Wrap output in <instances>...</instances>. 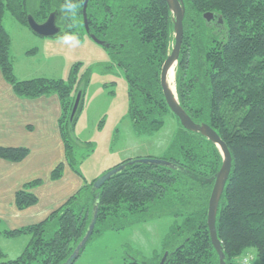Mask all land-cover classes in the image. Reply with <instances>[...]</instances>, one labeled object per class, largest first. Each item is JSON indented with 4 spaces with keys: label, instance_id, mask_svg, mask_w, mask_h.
I'll use <instances>...</instances> for the list:
<instances>
[{
    "label": "trees",
    "instance_id": "1",
    "mask_svg": "<svg viewBox=\"0 0 264 264\" xmlns=\"http://www.w3.org/2000/svg\"><path fill=\"white\" fill-rule=\"evenodd\" d=\"M32 1L0 0V67L20 97L58 95L66 162L82 175L72 138L77 120V113L71 117L76 72L69 83L48 77L20 80L14 72L5 12L11 11L20 23L29 26V14L43 22L64 3ZM84 2L75 0V15L60 16L59 35L65 31L87 33ZM184 4V40L176 67L178 97L194 121L210 124L221 135L233 155L217 215L226 261L236 264L244 251L254 248L257 261L264 264V0H184ZM86 12L89 35L105 42L113 64L123 69L128 80L135 130L140 134L156 132L164 116L174 114L160 78L174 42V18L168 3L89 0ZM206 12L214 13L212 21L204 17ZM179 123L169 152L163 157L177 167L128 164L96 191L93 184L97 178L89 182L82 176L84 184L43 220L10 229L0 218V234L31 236L20 256L0 264L64 263L86 234L96 202L99 213L90 239L103 231L125 227L124 220L133 223L164 214L183 218V223L172 231L171 235L176 233L177 237L171 245L165 241L163 251L156 252L152 261L136 259L130 264H160L166 253L165 264H219L208 211L214 176L221 168L223 155L209 138L185 128L180 120ZM29 153L25 146L0 145V158L8 161H21ZM64 171L65 162L60 161L50 179H60ZM44 182L43 177L26 182L16 192L17 207L22 210L37 204L39 197L34 190Z\"/></svg>",
    "mask_w": 264,
    "mask_h": 264
},
{
    "label": "rangeland",
    "instance_id": "2",
    "mask_svg": "<svg viewBox=\"0 0 264 264\" xmlns=\"http://www.w3.org/2000/svg\"><path fill=\"white\" fill-rule=\"evenodd\" d=\"M36 2L38 0L32 1ZM4 24L12 38L10 56L18 79L62 78L69 83L76 72L73 103L80 91L82 96L72 138L78 168L87 181L99 178L125 161L163 158L168 154L180 128L178 118L169 112L156 132L138 133L130 116L128 80L123 69L113 64L104 45L94 41L88 33L72 32L78 34L81 43L69 48L60 42L62 34L38 35L9 10L5 12ZM123 222L126 226L121 229L95 234L73 264L152 261L156 252L163 251L165 241L171 245L176 240L177 234H171L183 223V218L164 214L133 223ZM2 235L0 249L4 257L0 261L20 256L31 239L30 234L25 233ZM245 254H254V264H261L254 248H248L242 253ZM241 256L236 264H241Z\"/></svg>",
    "mask_w": 264,
    "mask_h": 264
},
{
    "label": "crops",
    "instance_id": "3",
    "mask_svg": "<svg viewBox=\"0 0 264 264\" xmlns=\"http://www.w3.org/2000/svg\"><path fill=\"white\" fill-rule=\"evenodd\" d=\"M61 114L58 95L20 97L4 78L0 67V145L30 149L18 162L0 158V218L6 228L15 229L43 220L84 184L82 175L66 162L59 126ZM60 161L65 162L64 175L51 180L50 173ZM37 177L45 180L34 190L38 203L19 209L16 192Z\"/></svg>",
    "mask_w": 264,
    "mask_h": 264
},
{
    "label": "water",
    "instance_id": "4",
    "mask_svg": "<svg viewBox=\"0 0 264 264\" xmlns=\"http://www.w3.org/2000/svg\"><path fill=\"white\" fill-rule=\"evenodd\" d=\"M88 1L89 0H85L83 10H84L85 28L87 33L89 34L90 30H89V24H88L87 12H86ZM166 2L168 3L174 18V44L162 66L161 77H160L161 85L165 99L171 111L178 117L181 124L185 128L194 132H199L202 135L209 138L219 147L223 155V162L221 168L214 176L215 184L209 201L208 226H209V231L213 246L219 255V264H228L226 261V253L224 251V246L218 234L217 215L219 211L221 198L223 196V193L225 191L227 182L229 180L232 171L233 155L228 144L210 124L206 122L198 123L194 121V119L188 114V112L184 109V107L180 103L176 85H175V91L172 87L170 76L173 67L174 66L177 67L181 54V48L184 40V19L186 14V8H185L184 0H166ZM204 17L207 19L208 22H210L213 20L215 15L213 12H206L204 14ZM219 20L222 21L221 18H219ZM58 21H60V15L59 12L57 11L51 12L47 17V19L43 22L37 21L32 14L28 15L29 27L36 34L41 36L54 37L59 35L62 32V27L58 25L57 23ZM90 36L97 43L101 45H106L103 40L98 39L95 35L90 34ZM175 83H176V76H175ZM81 96H82V92L80 91L76 97L75 104L72 109V113H71L72 118L77 113V110L80 105ZM133 163L164 165L174 168L177 167L175 163L166 160L164 158H139V159L131 160L127 163H122L110 169L109 171L101 175L99 178H97L93 184V190L96 191L100 189L114 175L124 170L128 164H133ZM98 213H99V202H96L93 210V216L86 234L78 243V245L76 246L70 257L62 264H73L75 260L80 256L82 250L86 247L88 241L90 240L95 230V226L98 219ZM167 254L168 253H166L160 264H165Z\"/></svg>",
    "mask_w": 264,
    "mask_h": 264
},
{
    "label": "clouds",
    "instance_id": "5",
    "mask_svg": "<svg viewBox=\"0 0 264 264\" xmlns=\"http://www.w3.org/2000/svg\"><path fill=\"white\" fill-rule=\"evenodd\" d=\"M76 9L77 5L75 3V0H64V3L62 4L58 12L60 16L67 17L68 15H75ZM60 42L63 45L68 46L69 48H75L81 43V40L78 34H73L71 31H65L60 36Z\"/></svg>",
    "mask_w": 264,
    "mask_h": 264
},
{
    "label": "built area",
    "instance_id": "6",
    "mask_svg": "<svg viewBox=\"0 0 264 264\" xmlns=\"http://www.w3.org/2000/svg\"><path fill=\"white\" fill-rule=\"evenodd\" d=\"M241 257V264H254V254H245Z\"/></svg>",
    "mask_w": 264,
    "mask_h": 264
},
{
    "label": "bare ground",
    "instance_id": "7",
    "mask_svg": "<svg viewBox=\"0 0 264 264\" xmlns=\"http://www.w3.org/2000/svg\"><path fill=\"white\" fill-rule=\"evenodd\" d=\"M175 76H176V67L174 66L172 71H171V76H170V81H171V84H172L174 91H175V85H176Z\"/></svg>",
    "mask_w": 264,
    "mask_h": 264
},
{
    "label": "flooded vegetation",
    "instance_id": "8",
    "mask_svg": "<svg viewBox=\"0 0 264 264\" xmlns=\"http://www.w3.org/2000/svg\"><path fill=\"white\" fill-rule=\"evenodd\" d=\"M57 23H58V25H60V26L62 27L61 20H60V21H58Z\"/></svg>",
    "mask_w": 264,
    "mask_h": 264
}]
</instances>
